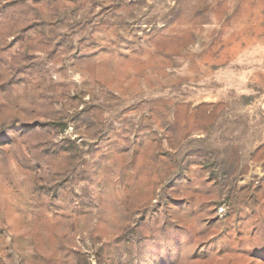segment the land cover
I'll return each instance as SVG.
<instances>
[{"label":"rangeland","instance_id":"obj_1","mask_svg":"<svg viewBox=\"0 0 264 264\" xmlns=\"http://www.w3.org/2000/svg\"><path fill=\"white\" fill-rule=\"evenodd\" d=\"M0 264H264V0H0Z\"/></svg>","mask_w":264,"mask_h":264}]
</instances>
